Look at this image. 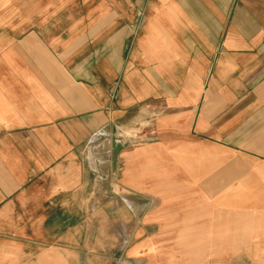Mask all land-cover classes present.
Returning <instances> with one entry per match:
<instances>
[{
	"label": "crops",
	"instance_id": "1",
	"mask_svg": "<svg viewBox=\"0 0 264 264\" xmlns=\"http://www.w3.org/2000/svg\"><path fill=\"white\" fill-rule=\"evenodd\" d=\"M0 264H264V0H0Z\"/></svg>",
	"mask_w": 264,
	"mask_h": 264
},
{
	"label": "rangeland",
	"instance_id": "2",
	"mask_svg": "<svg viewBox=\"0 0 264 264\" xmlns=\"http://www.w3.org/2000/svg\"><path fill=\"white\" fill-rule=\"evenodd\" d=\"M120 133V132H119ZM125 132H124V134H123V132H121L120 133V135H119V138H121L122 136L121 135H124L125 136ZM127 135L129 136V135H131V132H127ZM126 138H127V136H126ZM130 139H133V138H130ZM127 144H128V142H126Z\"/></svg>",
	"mask_w": 264,
	"mask_h": 264
}]
</instances>
